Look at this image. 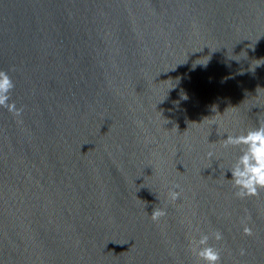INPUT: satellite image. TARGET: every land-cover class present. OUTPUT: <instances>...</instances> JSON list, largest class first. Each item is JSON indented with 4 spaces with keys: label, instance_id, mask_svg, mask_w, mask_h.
Returning a JSON list of instances; mask_svg holds the SVG:
<instances>
[{
    "label": "water",
    "instance_id": "water-1",
    "mask_svg": "<svg viewBox=\"0 0 264 264\" xmlns=\"http://www.w3.org/2000/svg\"><path fill=\"white\" fill-rule=\"evenodd\" d=\"M0 69V264H196V228L264 264L221 144L264 120V0H0Z\"/></svg>",
    "mask_w": 264,
    "mask_h": 264
},
{
    "label": "clouds",
    "instance_id": "clouds-1",
    "mask_svg": "<svg viewBox=\"0 0 264 264\" xmlns=\"http://www.w3.org/2000/svg\"><path fill=\"white\" fill-rule=\"evenodd\" d=\"M14 88L15 83L12 77L7 71L0 69V108L6 109L14 117H21L23 109L18 108L11 98ZM221 144L225 149H239V155L228 168L231 172V179L228 181L235 190V197L241 200L258 197L264 191V120L258 118L257 126L241 131L238 135L227 133V138L222 139ZM210 146L214 148L211 143ZM206 155L210 161L215 158L212 150H209ZM181 193V186L174 183L168 188L167 195L174 203L181 198ZM150 215L153 222H158L167 215V212L164 208L154 207ZM195 231L198 233V238L193 236L190 239L189 251L196 258V264H223L221 250L210 243V240L222 241L223 233L216 230L209 235L201 232L199 228ZM243 234L253 235L252 228L246 223L243 224ZM240 255H246V250L242 248Z\"/></svg>",
    "mask_w": 264,
    "mask_h": 264
}]
</instances>
